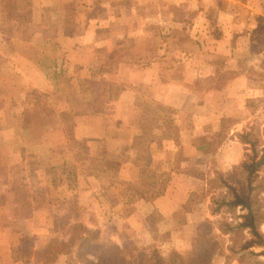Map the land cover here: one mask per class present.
<instances>
[{
	"label": "rangeland",
	"instance_id": "374dc122",
	"mask_svg": "<svg viewBox=\"0 0 264 264\" xmlns=\"http://www.w3.org/2000/svg\"><path fill=\"white\" fill-rule=\"evenodd\" d=\"M39 1L40 4L41 0ZM70 1L77 7L79 0H43L45 6L41 7L35 0H0V47H6L7 43L21 44L16 47L22 54L33 55L32 46L27 47L24 43H41L39 35H30L34 27L55 31L61 28L72 29L71 16L75 8ZM131 4L135 6L134 11L137 9L136 14L141 10L150 13V58L153 53L156 55L157 47L164 43L165 59L171 70L174 69L175 75L181 74L188 58L206 60L213 66L202 69L200 77L185 83L187 92L179 115L175 116L174 110L168 107L153 105L151 102L147 104L148 107L139 120L138 136L130 154H127L129 158L133 156L131 153L134 154L132 163L135 169L131 171V175L136 173V177L127 181L115 177L116 164L113 161L88 157L84 142L72 138V115L60 112L62 98L58 87L62 89L66 86L63 80L55 82V87L48 93H34L25 89L20 99L21 114L9 119L12 125L21 122L22 130H10L11 134L16 133L8 138L15 140L17 133L21 141L23 137L31 138L32 142H27L29 147L25 148L34 155V159L30 160L27 155L25 161L12 164L14 176L11 179L17 184L12 186L13 192L7 193L4 198L6 201H13L17 208H10L8 212L13 217L18 216L23 226V218L32 217L34 228L39 225L38 221L42 223V227L39 231L35 229L30 238L26 236L22 241L23 248L15 251V254L41 262L50 261L61 254L57 257L58 260L65 257L64 264H156L157 260H161L163 264H171V258L181 261L180 264H262L263 256L250 253H257L261 247L241 249L243 242L250 237L247 229L236 227L245 209L231 205L230 201L232 191L247 193L251 206L255 209L257 228L260 233L264 230V164L250 176L241 167L242 163L249 160L256 161L264 147L263 35H258L259 40L251 43L246 57L241 59L237 53L235 58L232 57L234 54L229 57L219 49L211 51L207 47L209 42L204 40L207 36H216L215 34H197L190 28L197 20L193 17L194 12H210L221 8L223 0L117 2L118 9H128ZM124 19L123 17L121 21ZM120 25L119 23L118 26ZM134 26H137L136 22ZM48 32L50 33L49 30ZM132 41L133 39L123 41V48L126 49L124 52L130 46L141 45L142 40ZM118 54L117 50L106 52V70L112 68L111 60H116ZM229 59L235 60L228 64ZM172 63L176 65L173 66ZM237 66L241 71H246L247 89L244 94L232 89L220 107H215L212 103L209 110L204 109L207 114L201 113L203 93L225 85L238 72ZM169 75L173 73L170 72ZM71 85H68V89ZM88 91L82 92L87 94L86 97L83 96L86 101L91 99ZM72 94L70 89L69 95ZM78 101V97L69 98L71 104ZM81 109L88 110L89 106ZM197 111L201 115L194 117ZM63 138L67 143V159L64 168L62 164L57 166V169H65L67 174L63 183L52 184L50 178H45L41 173L36 178V174L30 173V170L41 172L51 167L47 162L53 161L51 152L46 148L47 144H51L48 142L56 143ZM162 138L169 142L165 146V153L159 158L162 154L154 151L150 142ZM28 170L29 175L23 184L19 177ZM175 170L186 175L176 181L182 179L188 185L189 192L183 208L175 212L178 219L172 220V224L169 218L163 220L153 211L147 214L151 209L146 206L143 210L147 211L146 224L143 227L135 229L123 222L119 224V229L113 224L102 233L101 229L86 226L83 222L85 215L78 202L85 203L87 193L79 196L69 190L77 185H98L105 190L107 188V191L103 190L100 195H89V200L93 202L101 203L106 200L111 188L119 189V196L125 197L126 201L136 202L141 198L149 201L169 184ZM28 183L32 189L35 187V193L31 196L39 209L38 218L35 217L37 212L34 213L26 198L30 195ZM139 203L140 201L137 202ZM142 207L144 203L140 204L139 209ZM128 210L130 208L122 212ZM187 216H190L188 220L192 224L183 227L174 225ZM226 225L231 226V230ZM81 226L88 229L86 234L82 233ZM113 234H117L119 240H115ZM79 235L84 237L81 243ZM78 246L80 248L77 250ZM67 253L70 255L66 258Z\"/></svg>",
	"mask_w": 264,
	"mask_h": 264
},
{
	"label": "crops",
	"instance_id": "0c3cea01",
	"mask_svg": "<svg viewBox=\"0 0 264 264\" xmlns=\"http://www.w3.org/2000/svg\"><path fill=\"white\" fill-rule=\"evenodd\" d=\"M118 1L79 0L77 7L70 1L71 6L75 8L71 16L73 18L72 29L61 28L55 31L34 27L30 35L33 34L35 37L39 35L41 43L35 44L31 41L24 43L27 47L32 46L33 55L22 54L16 47L21 44L7 43L6 47L2 45L0 47V264H64L65 258L58 260L57 256L61 255L58 254L50 261L41 262L24 257L22 254H15V251L23 248V239L26 236L30 238L31 234L35 233V229L39 231L42 227V223L38 221L39 225L34 228L32 217L23 218L25 224L23 226L18 216L13 217L8 212L10 208L13 210L17 208L13 201L9 202L4 198L7 193L13 192L12 186L17 184L11 179V176H14L12 164H20L27 159V155L30 160L34 159V155L28 153L25 148L29 147L28 143L31 138L23 137L21 141L19 133L13 141L8 138L9 135L16 133L11 134L10 130H22L21 122L19 124L15 122L12 125L9 119L13 115L16 117L21 114L20 99L25 89L34 93H48L55 87V82L59 83L60 79L63 80L66 86L62 89L58 87L62 98L60 112L72 115V138L75 141L84 142L88 157L113 161L116 164L115 177L127 181L136 177V173L131 175V171L135 169L132 163L134 154L131 153L133 155L131 158L127 157V154H130L132 150L139 120L148 107L147 104L151 102L153 105L168 107L174 110L175 116L179 115L187 92L185 83H190L192 79L200 77L202 69L213 66L206 60L196 61L188 58L181 74L175 75L174 69L171 70V66L165 59L164 43L157 47L156 55L153 53V57L150 58L148 39L150 13L141 10L136 14L137 9L134 11L133 4L128 9H118ZM142 1L148 2L149 0ZM35 2L39 4L40 1L35 0ZM223 3L221 8L210 12H194L193 17L197 20L190 28L197 34L216 35L207 36L204 40L209 42L207 47L211 51L219 49L229 57L234 54L232 56L234 58L237 53V56L242 59L249 54L251 43L259 40L258 35H263L264 40V0H223ZM39 5L40 7L45 6L43 0ZM123 17L125 19L121 21ZM134 22L137 23L136 27ZM119 23L120 26H118ZM140 38L141 45L130 46L128 51H123L126 50L123 48V41L133 39L132 42H137ZM114 50H117L119 54L116 60H111L112 68L106 70V52ZM181 61L178 62L179 65ZM233 61L229 59L228 64ZM172 64L176 65V63ZM226 69L230 68L226 67ZM237 70L238 72L227 80L225 85L203 93L201 113L207 114L205 110H209V105L212 103L215 107H220L219 105L229 97L232 89H237L239 94L240 92L244 94V90L247 89L246 71H241L239 66ZM68 85H71L69 88L72 90V95H69ZM84 90L90 91L91 99L88 101L83 98L87 95L82 93ZM71 97H78L79 101L71 104L69 103ZM86 106H89L88 110L81 109ZM201 113L197 111L193 116L198 117ZM194 124L196 127L197 122ZM36 141H33V144H36ZM167 142L169 140L163 138L150 142L154 151L157 150L162 154L159 158L165 153ZM48 143L51 144H47L46 148L51 152L50 156L53 161L47 162L51 167L43 169L44 172L30 170V173H35L36 178L38 173L44 174L45 178H50L52 184H62L67 174L65 169H57V166L62 164V167H65L66 140L63 138L59 142ZM151 157L153 159V156ZM172 173L173 177L169 180V184L149 201L142 198L135 200L136 202L126 201L125 197L119 196V189L111 188L112 191L106 195V200L101 203L93 202L89 200V195H100L101 192L107 191V188L105 190L98 185L96 187L77 185L69 190L79 196L87 193L84 198L85 203L84 201L78 202L81 212L85 215L83 222L86 226L101 229L102 233H105V229L113 224L116 229H119V224L123 222L135 229L143 227L146 224L145 213L147 211L143 212L146 206L151 209L147 214L153 211L163 220L169 218L172 224V220L178 219L175 212L183 208L189 192L188 185L182 179L176 181L186 175L179 170ZM22 174L24 175L19 178L24 184L29 170ZM28 188L30 195L26 198L31 209L36 213L39 209L31 196L35 193V187L32 189L28 183ZM138 201H140L139 204H137ZM141 203H144V207L139 209ZM126 208L130 210L123 213L122 211ZM85 212L87 214H84ZM37 216H40L38 212L35 217ZM189 217H183L181 222H175L174 225L183 227L192 224L193 222L188 220ZM110 236L112 237L111 234ZM114 238L119 240L117 234ZM68 255L70 253H67L66 258Z\"/></svg>",
	"mask_w": 264,
	"mask_h": 264
},
{
	"label": "trees",
	"instance_id": "16d2710c",
	"mask_svg": "<svg viewBox=\"0 0 264 264\" xmlns=\"http://www.w3.org/2000/svg\"><path fill=\"white\" fill-rule=\"evenodd\" d=\"M138 135H135L133 139V144L136 140ZM264 164V147L261 150V154L259 158L256 161L249 160L248 162L242 163L241 167L246 170L247 176H250L253 172L258 170L262 165ZM230 204L233 206H239L240 208L245 209V212L240 215V222L236 224V227H240L241 229H247L250 237L245 240L241 246V249H247L251 246H258L261 247V250L256 254L263 256L264 258V230L260 233L257 228V222H256V214L255 209L251 206V199L247 193L238 194L235 191H232V199L230 201ZM228 230H231V226L226 225ZM264 226V222H263ZM84 234L87 233V230L85 227L81 226ZM79 242L83 241L84 237L82 235L78 236ZM80 248V246L77 247V250ZM180 259V258H179ZM171 264H180L181 261H178L176 258L170 259ZM156 264H163L161 260H157ZM200 264V263H199ZM262 264H264V260L262 261Z\"/></svg>",
	"mask_w": 264,
	"mask_h": 264
}]
</instances>
